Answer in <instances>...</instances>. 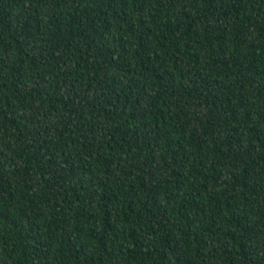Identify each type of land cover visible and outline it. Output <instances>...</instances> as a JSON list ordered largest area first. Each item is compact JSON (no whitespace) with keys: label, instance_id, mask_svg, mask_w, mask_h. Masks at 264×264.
<instances>
[{"label":"trees","instance_id":"trees-1","mask_svg":"<svg viewBox=\"0 0 264 264\" xmlns=\"http://www.w3.org/2000/svg\"><path fill=\"white\" fill-rule=\"evenodd\" d=\"M0 264H264V0H0Z\"/></svg>","mask_w":264,"mask_h":264}]
</instances>
